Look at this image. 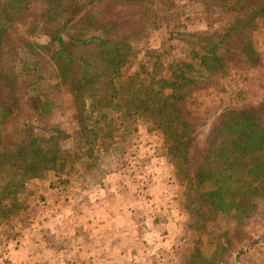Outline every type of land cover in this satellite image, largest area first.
Masks as SVG:
<instances>
[{
	"label": "trees",
	"instance_id": "1",
	"mask_svg": "<svg viewBox=\"0 0 264 264\" xmlns=\"http://www.w3.org/2000/svg\"><path fill=\"white\" fill-rule=\"evenodd\" d=\"M198 1L205 29L170 32L150 71L126 72L149 28L178 22L177 0H0L2 215L26 180L64 168L65 133L39 123L65 90L87 144L109 113L140 120L161 135L194 227L227 219L190 264H237L261 241L246 223L264 215V93L245 100L244 82L264 67V0Z\"/></svg>",
	"mask_w": 264,
	"mask_h": 264
},
{
	"label": "rangeland",
	"instance_id": "2",
	"mask_svg": "<svg viewBox=\"0 0 264 264\" xmlns=\"http://www.w3.org/2000/svg\"><path fill=\"white\" fill-rule=\"evenodd\" d=\"M176 7L178 22L168 29L149 28L126 72L150 71L154 52L167 47L163 43L170 32L205 29L208 13L200 1L177 0ZM169 44L175 45V39ZM247 76L244 97L253 100L264 93V67L250 70ZM97 117V113L92 115L93 120ZM39 125H58L65 133L66 137L60 139L66 153L65 166L26 180L19 193L10 196L15 197L17 206L0 213V264H77L74 257L79 264H110L103 255H110L112 250L100 247L104 240L118 244L130 239L133 242L135 237L142 241L143 258L132 264H190L196 248L203 258L210 257L212 237L224 228L226 218H217L218 228L211 223L200 229L194 227L185 207V185L164 154L159 132L148 131L140 120L125 119L117 111L97 124L98 139L87 144L77 130L72 101L65 90ZM109 128L113 129L111 136H104ZM263 222L264 215L246 223L249 233L262 238L251 244L237 264H264ZM103 224L110 234L97 231ZM134 224L136 233L131 228ZM45 242L50 244L48 249L43 247ZM59 244L63 248L55 246ZM94 252L96 261L92 260ZM112 259L114 264L123 263L114 256ZM230 261L226 257L223 264Z\"/></svg>",
	"mask_w": 264,
	"mask_h": 264
},
{
	"label": "crops",
	"instance_id": "3",
	"mask_svg": "<svg viewBox=\"0 0 264 264\" xmlns=\"http://www.w3.org/2000/svg\"><path fill=\"white\" fill-rule=\"evenodd\" d=\"M94 217L96 218V214L95 213H94ZM131 226H133V227H131V228H133L132 229L133 230V233H136V231H138L137 230V228H138L137 227V224H134V225H131ZM97 227H98V229H97ZM97 227L94 228V229L95 230L97 229V231L99 233L101 231H104L105 233H108V234L111 233V230H109L108 227L105 224H103L101 226H97ZM102 227H103V229H101ZM124 230H125V233H127V225H125ZM130 241H132V240L130 239V240H126V241H120L117 244L115 242H111V241H108V240H104V245L103 246H100L101 243L99 242V245L98 246H100L101 248H103V251L112 250V251H110V255H107L106 252H104V255H103V257H105V258H109L108 262L110 264H114L113 263V259H112L113 256L116 257V258H119V261H120V259L123 260V263L121 262L122 264H132L133 263L132 261L139 262V260H141V258H143L142 257V253H143V249L142 248H143V245H142V243H139V242H142V241H139L138 240V237H135V241H133V242H130ZM94 242H95V240H94ZM167 245L168 244L165 243V246H167ZM55 246L58 249L63 248V246L61 244L55 245ZM116 246L119 247V250L116 249L117 248ZM43 247L48 249V247H50V244L48 242H45V244L43 245ZM113 253H116V255H111ZM92 256H93L92 260L93 261H96L97 257L95 256V252H94V254ZM109 256H111V257H109ZM125 258H127V259L124 260ZM73 262H75L77 264L80 263L79 259H75V257H74Z\"/></svg>",
	"mask_w": 264,
	"mask_h": 264
}]
</instances>
